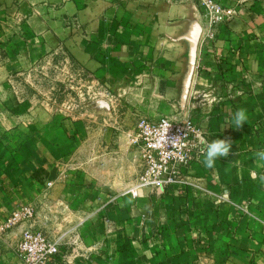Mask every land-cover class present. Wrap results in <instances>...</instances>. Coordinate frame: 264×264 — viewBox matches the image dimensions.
<instances>
[{
	"label": "crops",
	"instance_id": "crops-1",
	"mask_svg": "<svg viewBox=\"0 0 264 264\" xmlns=\"http://www.w3.org/2000/svg\"><path fill=\"white\" fill-rule=\"evenodd\" d=\"M216 1L237 14L210 38L196 0H0V222L35 208L0 238V264H23L27 229L59 242L60 264H264V0ZM59 61L95 87L94 105L63 103L67 79L36 74ZM164 116L230 153L133 194L131 138Z\"/></svg>",
	"mask_w": 264,
	"mask_h": 264
},
{
	"label": "built area",
	"instance_id": "built-area-1",
	"mask_svg": "<svg viewBox=\"0 0 264 264\" xmlns=\"http://www.w3.org/2000/svg\"><path fill=\"white\" fill-rule=\"evenodd\" d=\"M196 1L213 31L209 33L210 38L215 36L217 27L229 22L237 14L234 7L216 0ZM202 140L207 139L190 120L179 121L167 116L157 120L140 118L131 143L140 154L142 170L128 191L133 194L141 189L165 191L183 183L184 172L203 156ZM34 217L33 206L18 205L0 222V238ZM16 253L23 264L61 263L59 242L37 229L24 231Z\"/></svg>",
	"mask_w": 264,
	"mask_h": 264
},
{
	"label": "rangeland",
	"instance_id": "rangeland-1",
	"mask_svg": "<svg viewBox=\"0 0 264 264\" xmlns=\"http://www.w3.org/2000/svg\"><path fill=\"white\" fill-rule=\"evenodd\" d=\"M60 65H58V67L56 68H51V69H43L40 71H37L36 74L39 76V78H44L47 79V81H50L53 85V83L56 84H61V85H66L64 84L66 81V83H68V85L64 86L62 89L60 88V85L56 86V89L60 90V95L63 96V100L65 103L66 101L70 100V102H72L74 104V106L76 107V109H80V107L89 104V106H92V104L94 105L96 102V89L95 87H92V85H86V83H84V81L82 80L79 83V78H78V73L77 71H75L74 69L68 67V65H66V63H63L61 61ZM68 79H70V82L68 81ZM49 84V83H48ZM45 84L44 86H42L41 91L43 92H48L50 85ZM70 102L67 103L70 104ZM66 105V106H67ZM66 106L64 105H59L58 109L60 110L59 113H61V115H65L66 114ZM76 109H74V112L76 111Z\"/></svg>",
	"mask_w": 264,
	"mask_h": 264
},
{
	"label": "clouds",
	"instance_id": "clouds-1",
	"mask_svg": "<svg viewBox=\"0 0 264 264\" xmlns=\"http://www.w3.org/2000/svg\"><path fill=\"white\" fill-rule=\"evenodd\" d=\"M248 116L246 110L239 108L234 113L230 123L234 125V128H241L245 122H247ZM204 145L201 153L204 157L202 163L206 168L212 169L215 167L217 160L221 157H227L230 153L232 142L226 139H216L211 142L208 140H202ZM255 159L257 163H264V149L258 150L255 153Z\"/></svg>",
	"mask_w": 264,
	"mask_h": 264
}]
</instances>
